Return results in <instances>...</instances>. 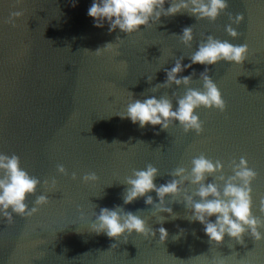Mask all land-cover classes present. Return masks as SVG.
Masks as SVG:
<instances>
[{"label":"water","instance_id":"obj_1","mask_svg":"<svg viewBox=\"0 0 264 264\" xmlns=\"http://www.w3.org/2000/svg\"><path fill=\"white\" fill-rule=\"evenodd\" d=\"M92 2L0 0V152L17 154L22 166L42 181L57 179L53 192L44 184L39 187L37 194L47 193L50 202L38 213L16 216L12 223L0 218V264H264V240L248 234L242 244L227 236L222 244H211L199 222L184 218V204L170 197L168 206L178 218L164 223L165 241L159 232L115 240L89 227L100 207L119 204L142 210L139 214L158 228L152 206L143 198L123 204L125 177L152 163L161 173L159 185L171 179L168 172L174 168L190 169L192 158L201 153L223 161L229 175L233 159H248L257 172L253 210L264 219L258 208L264 197V0H228L215 21L186 13L162 17V23L129 36L119 29L109 33L107 23L95 27L87 14ZM17 10L23 15L9 23ZM238 13L244 20L233 25L239 33L233 39L225 27L232 23L230 15ZM191 25L195 40L189 49L172 34ZM207 34L246 43L249 52L240 64L208 66L226 109L199 108L201 134L186 133L178 123L156 134L152 126L141 129L118 115L132 94L137 99L153 95L149 90L166 78L163 70L156 71L172 67L174 56L190 54ZM107 42L116 45L97 54ZM184 62H189L187 56ZM204 67L193 65L192 87H202ZM154 73L149 82L147 75ZM173 91L183 95L185 89L174 85L155 95ZM58 164L67 175L57 171ZM93 171L98 180L84 183L83 175ZM72 172L78 179H72ZM151 195L156 198L155 192Z\"/></svg>","mask_w":264,"mask_h":264},{"label":"clouds","instance_id":"obj_2","mask_svg":"<svg viewBox=\"0 0 264 264\" xmlns=\"http://www.w3.org/2000/svg\"><path fill=\"white\" fill-rule=\"evenodd\" d=\"M77 2L78 0H74L73 6ZM227 8L228 0H93L87 14L94 18L95 27L102 28L107 23L109 33L119 29L129 36L162 23V17L186 13L197 20L215 21ZM22 15L20 10L11 12L8 22L15 24V19ZM230 19L232 23L226 25L225 31L235 39L239 33L233 25H239L244 20V15H230ZM172 35L178 37L186 48H193L195 35L192 25L185 26L180 33ZM114 45L116 43L107 42L95 52L99 54L101 50H108ZM248 52L246 43L234 44L231 40L207 34L190 54L174 56L175 63L172 67L162 66L156 71L163 70L166 78L149 90L153 95H144L143 99H137L132 94L125 110L118 115L122 119H129L141 129L152 126L156 134L168 130L174 123H178L186 133L194 131L201 134L204 128L197 110L201 107L220 111L226 109L222 92L209 75L208 66L221 61L240 64L247 58ZM186 56L188 63L184 62ZM196 64L205 67L200 72L202 87L194 88L191 85L196 75L193 65ZM187 69H192L191 73L183 75ZM155 73L147 75L149 82L154 79ZM174 85L177 89H185L183 95L176 91L171 95L167 92L155 95L160 89H170ZM156 126H159L158 130ZM229 168L230 175L225 173L223 161L210 159L201 153L192 158L190 169L183 166L174 168L168 172L171 179L159 185L156 179L161 173L152 163L133 169L123 182L127 185L123 204H131L143 198L146 205L152 206L155 223L160 226L154 228L148 219L139 214L142 210H126L123 205L118 204L113 207H100L99 212H94V219L90 220L89 227L93 233L115 240H124L132 234L154 237L159 232L160 240L165 241L169 233L163 226L164 223L178 218V214L168 206L170 197L172 201L184 204L187 210L184 218L189 222H199L211 244H222L226 236L242 244L244 236L248 234L255 240H264V219L253 210L252 184L257 172L244 156L238 162L233 159ZM57 171L68 174L63 164L57 165ZM71 176L74 180L78 179L76 172H72ZM98 178V174L93 171L85 173L82 180L89 183L97 181ZM41 184L48 186L47 192H53L57 187V179L52 177L42 181L22 166L17 154L0 152V218L12 223L16 216L31 217L38 213L41 207L50 202L47 193L37 194ZM152 192H155L156 198L151 195ZM33 196L35 198L30 203V197ZM176 197L182 199H175ZM255 206L257 207L256 203ZM258 208L260 212H264V197L259 199ZM85 215L81 209L80 216ZM182 230L184 229H180V232ZM179 236L180 233L177 234V239ZM219 264H223V261Z\"/></svg>","mask_w":264,"mask_h":264}]
</instances>
